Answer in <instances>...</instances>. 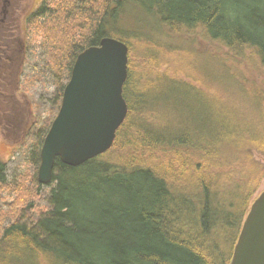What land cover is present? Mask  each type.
I'll use <instances>...</instances> for the list:
<instances>
[{
	"label": "trees",
	"instance_id": "16d2710c",
	"mask_svg": "<svg viewBox=\"0 0 264 264\" xmlns=\"http://www.w3.org/2000/svg\"><path fill=\"white\" fill-rule=\"evenodd\" d=\"M137 15L158 25L166 49L188 46L192 60L204 55L241 91L214 92L208 83L218 102L204 98L199 127L154 136L142 127L141 109L132 126L127 79L129 113L113 147L80 167L57 159L49 207L35 219L28 213L37 210L31 191L41 189L38 168L51 123L43 127L27 190L7 182L0 161V200L7 188L18 193L9 211L0 207V264L230 263L264 176L254 155L264 156V84L248 90L238 66L264 70V0H42L27 21L49 47L59 109L62 79L70 80L77 57L106 37L128 46L121 34Z\"/></svg>",
	"mask_w": 264,
	"mask_h": 264
},
{
	"label": "rangeland",
	"instance_id": "374dc122",
	"mask_svg": "<svg viewBox=\"0 0 264 264\" xmlns=\"http://www.w3.org/2000/svg\"><path fill=\"white\" fill-rule=\"evenodd\" d=\"M41 2L42 0H0V10L6 5L8 15L10 17L15 15L19 25L17 35L22 37L25 35L27 41L24 62L17 81L18 89L14 92L15 105L27 114V122L24 128L13 129L11 132L7 125L0 124V161L6 166V180L12 186L23 183L25 188L30 186L36 172V166L30 161V155L38 133L46 125L52 124L59 111L56 79L53 70L51 71L52 65H49V47L37 27L34 28L32 25L29 29L27 26V17L39 8ZM121 36L129 47L130 76L127 88L136 112L130 119L132 126L136 122L138 110L141 109L143 118L140 122L146 125L142 124V127L144 129L146 127V132L154 136L173 137L178 134L177 131H192L206 118V109L202 106L204 98L218 102L214 94H209L208 83L211 84L214 92L218 88L221 91L226 88L235 92L241 91L237 81L226 79L219 65L210 63L204 55H201L200 60L196 62L192 60L188 46L166 49L168 47L163 46L159 41V37H165L158 30V25L153 21H146V17L137 15L134 24L126 30L123 29ZM201 48L204 50L207 46L202 45ZM238 66L244 71L243 85L248 90L260 89L264 84V70L259 72L251 65ZM207 73L212 74L207 77ZM62 82L68 83L67 75ZM185 84H188V87ZM191 85H196V88L192 89ZM235 92L232 94L238 95ZM7 101L8 99L0 96V115L4 111L9 112ZM139 102L143 104L137 107ZM205 130L207 131V127ZM254 155L255 160L264 167V156ZM55 186L56 182H53L48 186L41 185L38 191L36 187L33 188L31 193L32 196L35 194L33 199L37 210L28 212L33 218L38 219L37 214L48 209V200ZM263 191L264 176L259 189L251 199L247 214ZM2 194L0 207L7 212L8 205L17 199L18 193L13 188H7L2 190ZM11 219V217L6 218L5 224L11 222ZM225 233L220 235L222 249L228 246L225 242L226 238H223Z\"/></svg>",
	"mask_w": 264,
	"mask_h": 264
},
{
	"label": "water",
	"instance_id": "95a60500",
	"mask_svg": "<svg viewBox=\"0 0 264 264\" xmlns=\"http://www.w3.org/2000/svg\"><path fill=\"white\" fill-rule=\"evenodd\" d=\"M129 47L106 37L76 59L41 149L38 182H53L56 160L80 167L107 153L127 119ZM229 264H264V191L251 205Z\"/></svg>",
	"mask_w": 264,
	"mask_h": 264
},
{
	"label": "flooded vegetation",
	"instance_id": "af4514ba",
	"mask_svg": "<svg viewBox=\"0 0 264 264\" xmlns=\"http://www.w3.org/2000/svg\"><path fill=\"white\" fill-rule=\"evenodd\" d=\"M17 20L14 14L11 17L8 15L6 5L3 10H0V96L8 99L7 110L9 111H4L2 107L4 112L0 115V124L7 125L10 132L13 129L24 128L28 118L27 114L20 107H16L14 102L16 101L14 92L18 89L17 81L23 66L27 43L25 35L23 37L17 35L16 31L19 28Z\"/></svg>",
	"mask_w": 264,
	"mask_h": 264
}]
</instances>
